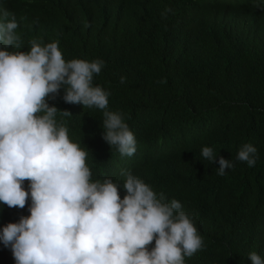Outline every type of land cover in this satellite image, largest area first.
<instances>
[{"label":"trees","instance_id":"trees-1","mask_svg":"<svg viewBox=\"0 0 264 264\" xmlns=\"http://www.w3.org/2000/svg\"><path fill=\"white\" fill-rule=\"evenodd\" d=\"M0 9L19 25L22 47L10 51L59 41L66 61H104L94 84L135 134L132 157L103 140L102 111L65 103L63 90L48 100L71 113L57 121L88 152L93 181L122 184L120 171L131 170L180 201L204 241L186 264L264 256V11L255 0H0ZM244 143L258 149L254 167L236 162L220 176L218 163L201 160L208 146L235 161ZM27 207L0 206V228ZM0 264H15L3 244Z\"/></svg>","mask_w":264,"mask_h":264},{"label":"clouds","instance_id":"clouds-1","mask_svg":"<svg viewBox=\"0 0 264 264\" xmlns=\"http://www.w3.org/2000/svg\"><path fill=\"white\" fill-rule=\"evenodd\" d=\"M255 6L264 11V0ZM18 27L0 9V206L27 204L29 215L0 228V244L15 264H186L204 241L181 202L157 194L131 170L120 171L122 184L93 181L88 152L57 121L58 113H71L48 103L63 90L65 103L102 111L103 140L122 157H132L135 134L121 112L109 110L111 93L94 84L104 61H66L59 41L32 39L30 51H10L22 47ZM200 154L219 164L220 176L236 162L254 167L259 159L251 143L240 146L235 161L208 146ZM248 259L264 264L255 251Z\"/></svg>","mask_w":264,"mask_h":264}]
</instances>
